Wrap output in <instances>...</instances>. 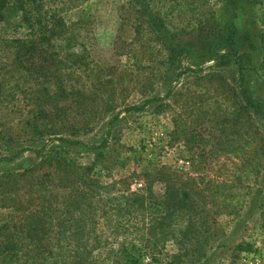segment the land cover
<instances>
[{
  "label": "rangeland",
  "instance_id": "1",
  "mask_svg": "<svg viewBox=\"0 0 264 264\" xmlns=\"http://www.w3.org/2000/svg\"><path fill=\"white\" fill-rule=\"evenodd\" d=\"M150 2L165 16L169 33L179 38L176 54L169 60L144 30L134 40L137 15L131 0H92L62 13L98 66L94 72L99 73V84L108 82L104 93L88 98L82 109L69 104L65 108L70 106L69 119L79 133L87 132L81 136L83 141L99 145L105 139V146L94 150L51 143L47 137L32 139L21 130L24 95L17 93L11 99L3 93L0 159L20 155L13 162L1 161L0 173L32 166L39 161L35 151L55 147L69 149V155L83 165L92 164L102 181L122 187L121 181L132 192L146 187L154 194L162 192L159 170L190 177L205 195L224 199L216 219L217 235L210 238L206 255L197 264H264V148L257 156L253 154L259 139L264 142V124L254 120L255 126L250 127L254 136L245 143L232 132L229 122H219L222 110L229 117L233 106H238L239 70L253 101L264 104V29L257 23L264 0L241 4L232 14L225 10L223 0ZM228 20L235 29L230 51L226 50L230 34L220 30ZM15 33L13 25H0V37ZM226 53L230 56L215 62L217 55ZM4 61L0 52V64ZM201 68L203 72L198 71ZM181 70L186 71L180 74ZM79 76L77 87L81 89L89 80L85 74ZM109 105L114 107L112 114L104 112ZM241 115L237 110V116ZM17 214L0 209V222L14 221ZM133 245L137 241L128 249L137 257ZM165 246L168 253L176 251L170 241ZM138 262L148 264L150 260L144 257Z\"/></svg>",
  "mask_w": 264,
  "mask_h": 264
},
{
  "label": "trees",
  "instance_id": "2",
  "mask_svg": "<svg viewBox=\"0 0 264 264\" xmlns=\"http://www.w3.org/2000/svg\"><path fill=\"white\" fill-rule=\"evenodd\" d=\"M88 1L92 0H0V25H13L14 33L16 28L23 30L0 37L5 60L0 64V94L11 99L17 93L24 95L21 130L32 139L47 137L51 143L95 150L107 141L99 145L83 141L81 136L87 132L79 133L68 112L71 105L79 110L88 98L101 96L108 82L99 84V73L94 72L98 66L62 15L64 10ZM223 1L229 14L241 4L251 3ZM131 3L137 15L134 40L144 30L169 60L176 54L179 38L167 30L165 16L151 6L150 0ZM257 23L264 29V11L258 14ZM220 30L230 34L226 47L230 51L228 46L235 33L232 21H225ZM227 56L219 54L215 62ZM80 73L89 80L81 89L77 87ZM237 90L238 106H233L229 117L222 110L219 122H229L232 132L248 143V137L254 136L250 132L254 120L264 124V104L253 101L240 70ZM65 104L70 105L68 109ZM113 110L109 105L104 112L112 114ZM237 110L243 116H237ZM263 148L264 142L259 139L253 154L257 156ZM43 149L35 151L39 158L36 164L0 173V209L18 213L14 221L0 222V264H140L138 260L144 257H149L148 264H197L205 257L206 244L217 235L216 219L224 199L217 201L205 195L190 177L160 170L157 180L163 186L162 192L154 194L149 187L132 192L121 181L122 187L102 181L92 164H81L69 155V149ZM19 155L0 162H13ZM254 172L259 173L256 169ZM133 240L137 241L133 245L137 257L128 249ZM169 241L176 246L172 253L165 251ZM185 257H189L187 261Z\"/></svg>",
  "mask_w": 264,
  "mask_h": 264
}]
</instances>
